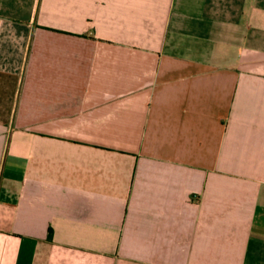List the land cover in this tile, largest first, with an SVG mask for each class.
<instances>
[{"label": "crops", "instance_id": "crops-1", "mask_svg": "<svg viewBox=\"0 0 264 264\" xmlns=\"http://www.w3.org/2000/svg\"><path fill=\"white\" fill-rule=\"evenodd\" d=\"M0 264H264V0H0Z\"/></svg>", "mask_w": 264, "mask_h": 264}]
</instances>
